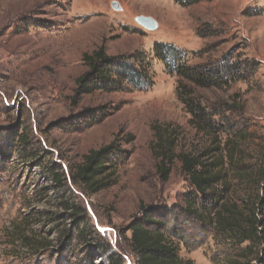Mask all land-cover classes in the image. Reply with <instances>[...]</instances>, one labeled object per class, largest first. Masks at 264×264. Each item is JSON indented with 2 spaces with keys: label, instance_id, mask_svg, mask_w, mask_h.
I'll list each match as a JSON object with an SVG mask.
<instances>
[{
  "label": "rangeland",
  "instance_id": "1",
  "mask_svg": "<svg viewBox=\"0 0 264 264\" xmlns=\"http://www.w3.org/2000/svg\"><path fill=\"white\" fill-rule=\"evenodd\" d=\"M155 42L185 50L191 65L234 67L227 87L200 95L238 150L225 194L248 196V174L264 166V0H0V264H136L129 227L141 207L194 264L237 254L235 242L183 212L192 189L181 163L167 181L157 172L155 127L173 134L178 151L209 141L190 123ZM100 46L111 57L146 54L150 83L103 82L77 95L84 55ZM111 143L121 150L111 154L117 182L90 193L73 175ZM18 227L45 247L28 249Z\"/></svg>",
  "mask_w": 264,
  "mask_h": 264
},
{
  "label": "trees",
  "instance_id": "2",
  "mask_svg": "<svg viewBox=\"0 0 264 264\" xmlns=\"http://www.w3.org/2000/svg\"><path fill=\"white\" fill-rule=\"evenodd\" d=\"M200 1L177 0L184 6ZM154 52L177 77V96L190 114V123L209 141L207 146L194 153L178 151L173 134L155 127L153 147L160 178L169 180L173 165L180 162L192 189L184 196L183 212L203 226L212 227L216 235L235 242L237 254L228 261L214 264H264V166L248 174L252 187H249L245 199L236 201L225 194L230 191V168H235L232 162L236 161L238 150L235 145H230L228 136H224L229 133L227 126L216 120L220 113L206 106L200 95L203 90L227 87L234 81V67L191 65L185 60L187 52L169 42H155ZM147 58L146 54H142L141 59L139 52L119 57L107 56L104 47L100 46L93 53L84 55L89 70L77 79L76 94L105 88L103 82L134 83L138 79L137 82L148 85ZM114 151L121 150L111 143L86 154L83 162L77 166L73 179L90 193L113 186L118 179V166L111 155ZM241 170L239 165L235 172L239 177L243 172ZM141 213L143 218L132 222L129 227L130 248L137 259L136 264H194L193 260L179 255L175 242L164 232L166 224L154 218L153 211L141 207ZM15 233L25 240L28 249L39 252L45 247L39 240L25 234L21 227ZM110 264L120 262L111 261Z\"/></svg>",
  "mask_w": 264,
  "mask_h": 264
},
{
  "label": "water",
  "instance_id": "3",
  "mask_svg": "<svg viewBox=\"0 0 264 264\" xmlns=\"http://www.w3.org/2000/svg\"><path fill=\"white\" fill-rule=\"evenodd\" d=\"M140 21L144 24H147L149 28H154L156 26V23L152 19L147 17L140 18Z\"/></svg>",
  "mask_w": 264,
  "mask_h": 264
}]
</instances>
